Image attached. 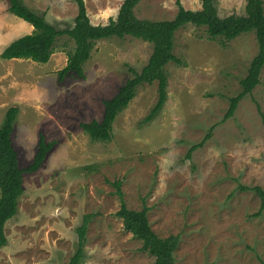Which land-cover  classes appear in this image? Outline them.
Returning <instances> with one entry per match:
<instances>
[{
	"label": "rangeland",
	"instance_id": "1",
	"mask_svg": "<svg viewBox=\"0 0 264 264\" xmlns=\"http://www.w3.org/2000/svg\"><path fill=\"white\" fill-rule=\"evenodd\" d=\"M21 1L58 29L72 26L77 14L73 0ZM84 1L91 23L98 25L115 18L123 0ZM179 1L185 9H200L199 0ZM245 5L246 0H215L220 17L243 15ZM176 12V0H139L135 8L138 18L155 21L171 20ZM8 14L20 20L8 12V1L0 0V30ZM72 48L62 36L45 75L37 69L35 83L22 81L13 66L6 82L13 89L0 91V123L9 107L19 109L13 144L22 166L33 158L39 133L56 141L42 167L24 174L17 214L5 224L0 264H68L86 215L81 264H153L115 215L120 204L115 181L128 209L148 207L156 235L179 236L176 264H264V211L255 217L258 197L238 189H264V67L260 84L223 121L229 98L241 91L239 81L257 54L254 33L222 46L203 28L178 30L173 52L185 64L166 66L162 110L143 122L157 100V82L142 85L116 117L108 143L92 142L79 124L101 120L103 100L131 77L128 68L141 71L152 45L129 36L98 41L83 66L85 78L67 75L60 82L57 73ZM4 84L0 77V87ZM209 133L187 159L189 149Z\"/></svg>",
	"mask_w": 264,
	"mask_h": 264
},
{
	"label": "trees",
	"instance_id": "2",
	"mask_svg": "<svg viewBox=\"0 0 264 264\" xmlns=\"http://www.w3.org/2000/svg\"><path fill=\"white\" fill-rule=\"evenodd\" d=\"M8 12L22 19L33 27L30 34L24 35L6 46L0 53V59H26L35 63L45 64L56 51L58 39L67 36L73 48L66 52V64L58 71L61 82L67 75L85 78L84 64L91 57V53L98 41L112 38L123 39L126 36L147 42L152 45V52L147 63L138 72L128 68L131 77L120 86L118 91L109 99L103 100V114L100 121L81 122L80 129L92 142L108 143L112 140L113 123L136 96L139 87L144 84L157 82V100L144 123L152 121L162 110L167 100L168 75L166 66L169 63L184 65L174 52V35L186 25L203 28L210 40H219L222 46L239 35L253 32L257 42V54L251 59L247 74L239 83L241 91L229 98V106L223 121L233 116L241 99L251 95L253 89L260 83L259 76L264 66V3L263 0H246L243 15L231 14L220 17L215 6V0H199L200 9H185L176 0L177 12L171 20L140 19L135 14L139 0H123L115 18H109L107 23L94 25L87 14L84 0H73L77 14L73 25L58 29L46 21L43 14L29 9L21 0H7ZM258 110H260L257 105ZM18 107H9L0 123V249L6 245L4 232L5 224L18 211V202L24 193V174L38 171L49 152L56 145V141H46L43 133H39L36 152L32 161L21 167L18 154L13 144L12 134L18 115ZM211 134L193 145L186 154L189 159L191 153L201 147ZM119 199V209L116 216L122 220L125 232L141 242L140 251L147 252L154 258L153 264H176L173 254L179 244V236L170 235L161 238L151 229L147 212L148 207L143 204L140 210H130L126 207L120 189V181L112 183ZM241 191H252L259 199V210L254 215L258 217L264 211V189L259 186L245 187L238 185ZM89 215L84 216L83 223L77 228L78 241L74 253L68 264H81L86 242V228ZM263 264V263H262Z\"/></svg>",
	"mask_w": 264,
	"mask_h": 264
},
{
	"label": "crops",
	"instance_id": "3",
	"mask_svg": "<svg viewBox=\"0 0 264 264\" xmlns=\"http://www.w3.org/2000/svg\"><path fill=\"white\" fill-rule=\"evenodd\" d=\"M7 18L8 19H6V21L3 24V26H1L2 29L0 30V41L3 43V45H1V47H0V53L3 51L1 49L3 46H8L11 43L12 40L14 41V39L16 37H18V36L19 37H22L24 35L30 34L32 32V30H33V27L30 24H28L27 22H25L23 20L21 21V19L20 20H18L16 18L13 19L11 16H9V14H8V17ZM52 57H53V55L51 56L50 60L47 63L41 64V65L44 66V68H39V66H36L37 64H35L31 60H25V59L2 60V59H0V72L1 71H5V75H1L0 76V77H3V80H5V84L2 87H0V91L3 92V93H5V94H8L10 92V89H13V88H10V86H9L8 83H6L9 80V78H8L9 75H11V73L14 72V70L12 69V68H14L13 66H17V69H15V71H16V74L19 75L20 78H23L22 81L23 80H29V78H31L32 81L35 83L36 82L35 75H36L37 69H39L40 74L45 75V73L48 71L47 70V67L50 65ZM263 67H262V69H263ZM27 69H30V71H31L30 72L31 74L29 73L30 74V77L28 75ZM259 80H260V76H259ZM40 82H42V81H40ZM34 83H32L29 86H32L33 87L34 86ZM17 87H18L19 90H22L23 85L22 84H18ZM40 88L42 89V85H40ZM5 94L2 97L6 96ZM247 96H250V95H247ZM247 96H245V97H247ZM240 101H239V103H240ZM239 103H238V105H239ZM238 105H237V107H238ZM256 108H257V104H256ZM236 110H237V108H236ZM257 110H258V108H257ZM14 128H15V126H14ZM12 139H13V134H12ZM36 145H37V142L35 143V149H36ZM15 149H16V146H15ZM16 151H17V149H16ZM17 154H18L19 165L21 167L27 166L32 161V159H33L31 157V159L28 162H26L25 166H22V164L20 163V158H19L18 151H17ZM34 155H35V153H34Z\"/></svg>",
	"mask_w": 264,
	"mask_h": 264
}]
</instances>
